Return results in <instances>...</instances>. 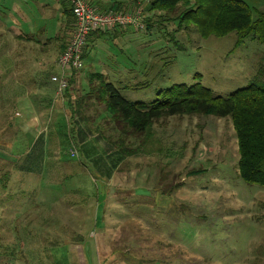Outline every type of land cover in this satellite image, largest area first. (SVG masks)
<instances>
[{"label": "rangeland", "instance_id": "374dc122", "mask_svg": "<svg viewBox=\"0 0 264 264\" xmlns=\"http://www.w3.org/2000/svg\"><path fill=\"white\" fill-rule=\"evenodd\" d=\"M30 1L26 13L35 8ZM116 1L124 11L137 4L111 0ZM242 1L253 19L264 11L263 0ZM143 2V31L129 27L133 31L125 37L108 33L90 48V57L109 64L105 79L125 98L150 102L160 89L197 81L226 96L264 77V39L249 36L234 47L235 32L205 38L193 25L173 34L177 21L168 17L180 6L166 15L146 10L148 0ZM20 8L19 0H0V21L6 24L0 30H8L7 42L15 38L10 25L19 19ZM58 24L56 16L40 25L51 33ZM167 34L178 40L176 48ZM54 53L46 55L55 67L51 82L61 73ZM85 62L87 72L92 67L89 58ZM10 64L5 60L0 66V264H264V186L238 176L229 117L163 116L130 135L124 150L116 140L119 124L107 113L95 116L98 123L86 114L82 145L76 139L72 144L75 132L63 119L56 131L46 132L42 156L19 172L15 168L22 162L13 164L14 156L26 145L12 146L25 141L30 151L39 152L44 137L30 146L9 124L21 119L10 95L16 84L8 82L11 72H2ZM29 71L34 75L27 78H39L37 70ZM87 87L93 89L86 97L107 99L109 91L99 82ZM104 99L98 97L101 103Z\"/></svg>", "mask_w": 264, "mask_h": 264}, {"label": "trees", "instance_id": "16d2710c", "mask_svg": "<svg viewBox=\"0 0 264 264\" xmlns=\"http://www.w3.org/2000/svg\"><path fill=\"white\" fill-rule=\"evenodd\" d=\"M66 5V11L73 17L71 7ZM179 6V11L173 17H168L177 21L173 34L193 25L199 35L205 38L210 35L222 37L235 32L234 47L249 36L264 39V11H258L253 19L251 10L242 0H148L146 10L171 15ZM116 8L119 9V6ZM93 32L99 31L90 34ZM171 35H168V39L176 48L179 42ZM99 84L105 87L106 92L109 91L107 99L102 98L109 119L114 125L119 124L116 139L119 149H127L125 141L130 135L145 130L150 123L163 116L204 113L229 117L239 154L238 176L247 184L264 186V77L256 76L247 85L226 96L214 94L198 81L192 84L174 83L158 90L156 98L150 102L125 98L114 83L103 78ZM133 85L141 87L143 83Z\"/></svg>", "mask_w": 264, "mask_h": 264}, {"label": "crops", "instance_id": "0c3cea01", "mask_svg": "<svg viewBox=\"0 0 264 264\" xmlns=\"http://www.w3.org/2000/svg\"><path fill=\"white\" fill-rule=\"evenodd\" d=\"M19 1L21 2V8L17 11L19 19L17 18L13 24L10 25L12 36L15 38L11 42H7V40L4 39V35L8 30L4 28L0 30V66L5 63V60L11 63V68H7L2 72H11L7 75L8 78H11V81L8 80V82H15L16 84L13 86L16 93L12 92L10 95L18 104L15 116L21 118L20 120L15 119V122L10 120L9 124L12 129H16L20 132L23 140H25V136L27 137L26 142L30 141V146L33 145L34 142L36 144L40 137H44L43 145L39 147V152L33 153L32 150L30 151L27 143L23 140L22 143L16 142V145L12 146V148H17L24 146V144L26 145L24 146V148L26 147L25 151H22L20 154L17 152L14 156L16 159L13 161V164L19 161L22 162V164H19L20 162L18 163L15 170L23 172L24 169H31V164H33L35 157L42 156L41 152H43L44 148L47 146L44 144V142H46V132H50L51 127L56 131L63 119H66L68 123L66 128L68 127L69 131L72 130L75 132V136L71 139L72 144L75 145V139L79 145L84 143V140L87 138V133L85 132L88 131L86 127L87 122L84 119L85 116H87L86 114L90 115L95 123H98L97 117L95 116L107 113L105 104L98 100L100 94L86 97L90 94L87 90L92 91L93 89L87 87V84L100 82L102 78L107 81L105 75H110V72L105 73L106 70L110 68L108 67L109 64L90 57V48L98 42L102 35L110 33L116 37H125L126 34L129 35L133 30L131 31L130 28L126 26H117L104 32L99 31L90 34L88 37V45L83 55V66L80 71H75L72 76L70 74L68 87L61 93L58 92L56 85L50 81L49 72L55 70V67L53 62H46V55L54 50L53 61L56 60L55 58H57L62 51L63 41H66L67 34H71L73 30V17L66 11L67 5L64 0H33L34 3L32 4L35 8L31 9L33 12L29 13L25 12V7H28V2L30 0ZM89 1L97 9L102 11L110 7H117L120 2L116 1L113 3L111 0ZM56 16L59 21L58 27L55 29L53 28L52 32L49 33L47 28L41 25L43 21L48 20L49 17ZM0 23V26L3 25L5 27L6 24L2 21H0ZM128 31L131 32L128 33ZM52 45H54V48ZM85 57L89 58V63L92 67L91 70L87 72H85L84 68L86 65ZM98 64L104 69L103 72L100 71L102 70L101 68L95 70V68H98ZM31 68L34 69L35 72L36 70L39 72V78H27L29 75H34V71H29L32 70ZM44 72H46L47 75L44 76ZM100 77L102 78L100 79ZM3 82H7V77H3ZM117 82L120 81L117 80ZM29 83H31L32 86L28 85ZM100 97L102 98V96ZM21 111L25 112L24 115H22ZM104 123L110 122L106 120ZM63 127L65 126L63 125ZM27 133L29 136L26 135ZM73 150L74 149H70V154ZM76 155L77 153L74 150V156ZM22 156L24 159H19V157L21 158ZM57 164H60V162ZM55 169L56 168H54L53 173Z\"/></svg>", "mask_w": 264, "mask_h": 264}, {"label": "built area", "instance_id": "2783aa9c", "mask_svg": "<svg viewBox=\"0 0 264 264\" xmlns=\"http://www.w3.org/2000/svg\"><path fill=\"white\" fill-rule=\"evenodd\" d=\"M73 15L74 27L64 48L58 55L57 63L61 69L59 75H52L51 80L57 84L58 92H62L69 84L72 71L83 66V51L92 31H107L117 26L132 27L144 30V2L137 4L130 11L110 7L104 11L97 9L89 0H64ZM141 2V3H140ZM74 155V150L71 152Z\"/></svg>", "mask_w": 264, "mask_h": 264}, {"label": "bare ground", "instance_id": "6f19581e", "mask_svg": "<svg viewBox=\"0 0 264 264\" xmlns=\"http://www.w3.org/2000/svg\"><path fill=\"white\" fill-rule=\"evenodd\" d=\"M83 53H84V51H83ZM82 59H83V56H82Z\"/></svg>", "mask_w": 264, "mask_h": 264}]
</instances>
